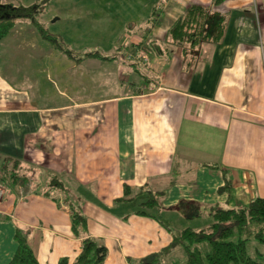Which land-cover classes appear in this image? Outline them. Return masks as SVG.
Returning a JSON list of instances; mask_svg holds the SVG:
<instances>
[{"label":"crops","instance_id":"obj_1","mask_svg":"<svg viewBox=\"0 0 264 264\" xmlns=\"http://www.w3.org/2000/svg\"><path fill=\"white\" fill-rule=\"evenodd\" d=\"M211 2L151 4L147 40L153 48L165 42V52L149 64L145 41L134 38L131 49L116 50L121 57L79 56L80 67L101 63L87 67L89 78L98 76L92 83L85 71L70 86L53 80L47 63L59 51L38 33L45 22L18 20L28 28L8 34L13 53L8 36L0 41V264L12 260L17 233L39 264H72L88 238L106 247L104 264H139L183 230L207 229L213 209L264 199V0L216 8L226 18L216 46L184 57L166 43L190 5ZM107 73L115 76L104 81ZM149 194L159 195L157 206L138 215ZM66 195L85 218L78 234ZM248 252L264 261V246L250 241ZM175 256L183 261L179 247L160 264Z\"/></svg>","mask_w":264,"mask_h":264},{"label":"trees","instance_id":"obj_2","mask_svg":"<svg viewBox=\"0 0 264 264\" xmlns=\"http://www.w3.org/2000/svg\"><path fill=\"white\" fill-rule=\"evenodd\" d=\"M226 1L228 0H212L208 6L190 5L169 28L166 43L172 48H181L184 57L201 44L218 45L225 33L226 18L217 12L216 8ZM28 18L34 20V14L0 15V41L8 36L18 20ZM37 28L43 40L55 50L65 53L66 57L73 55L61 37L49 34L40 24ZM149 42L150 46H153L154 41ZM84 57L111 60L100 57L97 52L86 53ZM52 184L56 187L61 185V183L58 185L55 179L52 180ZM124 195L127 199L134 197L127 187ZM157 196L159 195L149 194L138 215L149 216L147 210L157 206V199L155 200ZM65 202L69 206L72 230L74 234H78L79 228L85 227V218L80 215L78 202L74 198L66 195ZM179 208L182 210V205ZM199 210L201 209L197 211ZM211 216L213 222L207 229L183 230L173 236L171 245L162 253L141 260L139 264H160V255L175 247L182 250L184 264H264L260 254L254 257L248 252L250 241L264 246V199H255L249 206L233 210L213 209ZM16 242L17 250L9 264H39L25 236L17 233ZM107 254L106 247L100 241L84 239L81 251L72 264H104ZM59 264H68V261L63 259Z\"/></svg>","mask_w":264,"mask_h":264},{"label":"rangeland","instance_id":"obj_3","mask_svg":"<svg viewBox=\"0 0 264 264\" xmlns=\"http://www.w3.org/2000/svg\"><path fill=\"white\" fill-rule=\"evenodd\" d=\"M163 2L165 0H0V15L34 14V18L39 22H45L43 27L47 28L49 34L63 39L73 55L66 57L65 53L55 51L47 65L54 81L61 86H70L75 84L79 71L87 72L85 76L87 81L88 74L91 73L87 67H96L101 64L100 62H86L81 67L76 65L74 60L76 61L79 56L86 53L97 52L102 57L111 59L110 56L118 52L121 57L120 51L116 50L131 49L134 38L145 41L147 47L144 54L150 59L149 64L155 59L152 56L165 52L167 47L165 42L153 48L150 47V40H147V19L152 11L149 7L160 6ZM156 14L159 15V9ZM131 26V34L127 35V30ZM17 28L28 27L17 26ZM10 41H12V35L5 39L4 43H8L5 49L13 53V43ZM3 45L5 44L2 42ZM30 51L32 50L27 49V52ZM24 58L28 60V57L24 56ZM107 75L108 73L104 77ZM114 76V74L108 75L104 81ZM97 79V75L93 76V80L92 76L88 77L91 83ZM86 87L91 88L89 84ZM183 261L175 256L168 264L173 262L182 264Z\"/></svg>","mask_w":264,"mask_h":264},{"label":"built area","instance_id":"obj_4","mask_svg":"<svg viewBox=\"0 0 264 264\" xmlns=\"http://www.w3.org/2000/svg\"><path fill=\"white\" fill-rule=\"evenodd\" d=\"M3 198H4V190L1 189L0 190V202L2 201Z\"/></svg>","mask_w":264,"mask_h":264}]
</instances>
